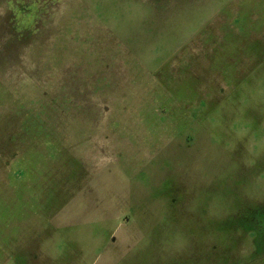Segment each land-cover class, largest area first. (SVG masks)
Returning a JSON list of instances; mask_svg holds the SVG:
<instances>
[{
  "label": "rangeland",
  "instance_id": "rangeland-1",
  "mask_svg": "<svg viewBox=\"0 0 264 264\" xmlns=\"http://www.w3.org/2000/svg\"><path fill=\"white\" fill-rule=\"evenodd\" d=\"M0 264H264V0H0Z\"/></svg>",
  "mask_w": 264,
  "mask_h": 264
},
{
  "label": "crops",
  "instance_id": "crops-1",
  "mask_svg": "<svg viewBox=\"0 0 264 264\" xmlns=\"http://www.w3.org/2000/svg\"><path fill=\"white\" fill-rule=\"evenodd\" d=\"M193 52H195V51L189 50V53H193ZM190 57H191V55H190ZM191 59H194V57L190 58L189 62L184 63L183 66H186L187 64L188 65L192 64V63H190L192 61ZM193 69H194L193 71H197L195 68H193ZM193 71H191L190 75H188V76L187 75L184 76V73H180V74L174 73L173 77H171V76L169 77V78H171V80L166 81L167 82L166 84L170 85L172 83V81H174V84L177 85L175 90H172V89L170 90L171 92L173 91V92H177V93L179 92V93L183 94L182 100H179V102L176 105V108L179 110L180 116L184 119L183 124L185 126V129L182 131V133L186 132L187 129L190 131V128H189L190 124L189 123L192 122V118H196L197 116L209 117L212 114L211 111L214 108L216 110L220 111V113H221L220 108H218L219 105H216V107H214V104L209 103L204 99V97H203L204 92L200 88L201 84H193V80L196 79V78H192ZM185 74H187V73H185ZM172 78H175V80ZM159 86L160 85H158V90L162 89ZM184 87H187L188 89H183ZM176 89H178V90H176ZM177 93H175V94H177ZM188 98H191L190 100H193L194 103L192 104L191 102L190 103L187 102ZM210 105H212V107ZM189 106H193L192 109H190V112H188V111L184 112V109L187 110V108ZM191 110H193V112H191ZM188 120H189V122H188ZM177 137H173V140L175 139L174 141H176ZM148 155H151L153 158L155 156V154L153 152H148L147 154H145L144 161L142 160V162H141V168H145V166L148 165L150 163V161L152 160V157L148 158Z\"/></svg>",
  "mask_w": 264,
  "mask_h": 264
}]
</instances>
